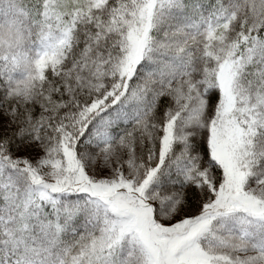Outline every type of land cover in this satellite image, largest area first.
<instances>
[{
  "label": "snow or ice",
  "instance_id": "snow-or-ice-1",
  "mask_svg": "<svg viewBox=\"0 0 264 264\" xmlns=\"http://www.w3.org/2000/svg\"><path fill=\"white\" fill-rule=\"evenodd\" d=\"M0 264H264V0H0Z\"/></svg>",
  "mask_w": 264,
  "mask_h": 264
}]
</instances>
